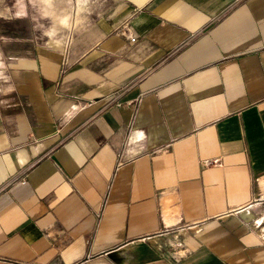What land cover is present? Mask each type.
<instances>
[{
  "label": "crops",
  "instance_id": "crops-1",
  "mask_svg": "<svg viewBox=\"0 0 264 264\" xmlns=\"http://www.w3.org/2000/svg\"><path fill=\"white\" fill-rule=\"evenodd\" d=\"M65 4L0 41V264H264V0Z\"/></svg>",
  "mask_w": 264,
  "mask_h": 264
},
{
  "label": "rangeland",
  "instance_id": "rangeland-1",
  "mask_svg": "<svg viewBox=\"0 0 264 264\" xmlns=\"http://www.w3.org/2000/svg\"><path fill=\"white\" fill-rule=\"evenodd\" d=\"M65 8V0H0V41L35 43L43 50L49 45L63 48Z\"/></svg>",
  "mask_w": 264,
  "mask_h": 264
},
{
  "label": "built area",
  "instance_id": "built-area-1",
  "mask_svg": "<svg viewBox=\"0 0 264 264\" xmlns=\"http://www.w3.org/2000/svg\"><path fill=\"white\" fill-rule=\"evenodd\" d=\"M133 40V39H132ZM206 164H208V162H205Z\"/></svg>",
  "mask_w": 264,
  "mask_h": 264
}]
</instances>
